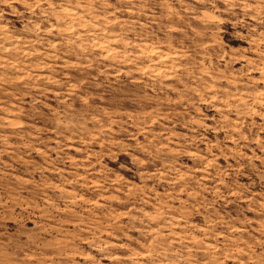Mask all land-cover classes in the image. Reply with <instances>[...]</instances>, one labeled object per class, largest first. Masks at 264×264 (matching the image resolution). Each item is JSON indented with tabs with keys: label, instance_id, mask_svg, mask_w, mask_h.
I'll use <instances>...</instances> for the list:
<instances>
[{
	"label": "rangeland",
	"instance_id": "1",
	"mask_svg": "<svg viewBox=\"0 0 264 264\" xmlns=\"http://www.w3.org/2000/svg\"><path fill=\"white\" fill-rule=\"evenodd\" d=\"M0 264H264V0H0Z\"/></svg>",
	"mask_w": 264,
	"mask_h": 264
}]
</instances>
